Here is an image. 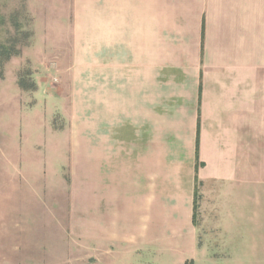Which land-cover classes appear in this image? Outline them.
Here are the masks:
<instances>
[{"label":"crops","instance_id":"1","mask_svg":"<svg viewBox=\"0 0 264 264\" xmlns=\"http://www.w3.org/2000/svg\"><path fill=\"white\" fill-rule=\"evenodd\" d=\"M39 1L38 31L67 33L58 61L94 65L93 264H207L195 182L239 191L264 0Z\"/></svg>","mask_w":264,"mask_h":264},{"label":"rangeland","instance_id":"2","mask_svg":"<svg viewBox=\"0 0 264 264\" xmlns=\"http://www.w3.org/2000/svg\"><path fill=\"white\" fill-rule=\"evenodd\" d=\"M42 2L0 0V44L19 53L0 66V264H93L94 65L58 61L52 46L56 39L62 45L67 33L38 31ZM133 70L136 75L139 65ZM258 93L247 111L239 191H227L231 186L223 182H195V227L209 248L207 264H264ZM181 258L166 253L161 264ZM112 264L145 259L117 255Z\"/></svg>","mask_w":264,"mask_h":264},{"label":"trees","instance_id":"3","mask_svg":"<svg viewBox=\"0 0 264 264\" xmlns=\"http://www.w3.org/2000/svg\"><path fill=\"white\" fill-rule=\"evenodd\" d=\"M19 53L16 51L15 53L13 52V47L0 44V58L2 61H0V66L2 65L3 61H7L9 58H11L14 55H18Z\"/></svg>","mask_w":264,"mask_h":264}]
</instances>
